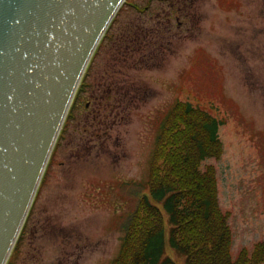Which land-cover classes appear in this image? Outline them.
<instances>
[{
  "label": "rangeland",
  "instance_id": "374dc122",
  "mask_svg": "<svg viewBox=\"0 0 264 264\" xmlns=\"http://www.w3.org/2000/svg\"><path fill=\"white\" fill-rule=\"evenodd\" d=\"M131 1L150 10L122 4L97 44L6 264H110L177 99L223 120V152L203 164L216 169L233 254L264 239V0H194L186 18L162 28L152 58L143 57L149 46L120 42L121 31L150 26L167 2ZM164 215L165 252L186 264L168 243Z\"/></svg>",
  "mask_w": 264,
  "mask_h": 264
},
{
  "label": "water",
  "instance_id": "95a60500",
  "mask_svg": "<svg viewBox=\"0 0 264 264\" xmlns=\"http://www.w3.org/2000/svg\"><path fill=\"white\" fill-rule=\"evenodd\" d=\"M124 0H0V264L97 44Z\"/></svg>",
  "mask_w": 264,
  "mask_h": 264
},
{
  "label": "trees",
  "instance_id": "16d2710c",
  "mask_svg": "<svg viewBox=\"0 0 264 264\" xmlns=\"http://www.w3.org/2000/svg\"><path fill=\"white\" fill-rule=\"evenodd\" d=\"M165 1L167 7L156 9L150 26L144 20L128 23L131 27L122 29L119 41H127L135 50L149 46L150 52L143 57H154L162 28L171 30L173 20L186 18L194 6V0ZM124 3L141 12L150 10L148 5L142 7L131 0ZM222 123L208 109L190 101L177 99L173 103L160 124L148 191L126 215L121 250L110 264H177L165 252L164 213L168 215V243L185 257L186 264H264V239L255 242L252 249L242 247L233 254L230 212L219 201L216 169L203 164L223 152L218 135Z\"/></svg>",
  "mask_w": 264,
  "mask_h": 264
},
{
  "label": "flooded vegetation",
  "instance_id": "af4514ba",
  "mask_svg": "<svg viewBox=\"0 0 264 264\" xmlns=\"http://www.w3.org/2000/svg\"><path fill=\"white\" fill-rule=\"evenodd\" d=\"M88 106V104H86Z\"/></svg>",
  "mask_w": 264,
  "mask_h": 264
}]
</instances>
